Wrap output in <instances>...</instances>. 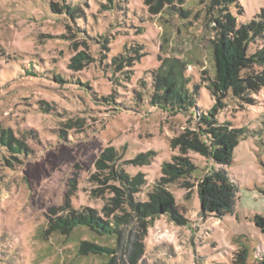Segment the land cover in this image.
<instances>
[{
    "label": "rangeland",
    "instance_id": "obj_1",
    "mask_svg": "<svg viewBox=\"0 0 264 264\" xmlns=\"http://www.w3.org/2000/svg\"><path fill=\"white\" fill-rule=\"evenodd\" d=\"M48 1L62 8V0H0V131L27 149L21 155L0 144V264H264V226L255 221L264 219V87L243 90L251 101L229 92L221 104L205 88L219 32L255 17L264 0H74L75 21ZM263 45L264 35L253 37L247 52ZM79 51L89 57L73 66ZM156 72L181 76L189 92L195 86L194 108L152 105ZM218 127L243 130L229 165L195 150L198 133L208 144L202 130ZM179 154L193 166L166 186L179 216L142 222L128 194L147 200L161 164ZM120 167L143 175L138 192L125 188ZM220 168L236 189L234 211L202 215L196 188ZM86 206L109 221L130 215L115 237L48 228L50 218ZM89 244L113 249L93 253Z\"/></svg>",
    "mask_w": 264,
    "mask_h": 264
},
{
    "label": "trees",
    "instance_id": "obj_2",
    "mask_svg": "<svg viewBox=\"0 0 264 264\" xmlns=\"http://www.w3.org/2000/svg\"><path fill=\"white\" fill-rule=\"evenodd\" d=\"M80 1L84 5L86 4V0ZM108 1L111 2V0ZM229 1L232 4L237 2V0ZM48 2L50 10L62 12L63 9L73 21L81 16L78 10L79 1L62 0L63 4L60 10L57 8V3L53 1ZM116 6L117 5H115L114 8L117 9ZM105 7L104 11L107 12H110L113 8L110 3L106 4ZM79 30L85 34L83 28L79 27ZM261 35H264V10H261L249 21L238 24L236 29L227 26L225 30L219 32L217 42H215L213 47L215 76L210 83L205 85V88L220 104L221 99L225 98L229 92L234 97L241 98L245 101H251L249 97L241 96L243 90L246 88L257 90L264 87V72L255 70V65H264V45L255 49L252 53L247 52L249 41L252 40L253 37H260ZM88 57L87 54L79 51L70 60L73 66H75L76 63L85 61ZM27 72L32 73V69L29 68ZM58 73L59 72H54V75H52L53 78L64 84L67 78L63 74ZM158 74L160 73L156 72L152 75L153 83L151 85L153 88L149 99L152 105H158L162 107V109L169 107L172 112H186L189 108H194L197 94L195 86L194 88L192 87V91L189 92L186 86L187 82L184 85L181 76L171 74L170 77H161ZM211 117V121H215L213 116ZM202 119L206 121L207 117L203 115ZM211 121L209 120L208 122L210 123ZM202 132L207 134L206 136L209 143L205 144L202 142L200 140L201 133H198L199 141L198 144L195 145V150L209 156L219 165H229L231 163L232 150L240 141L243 130L241 128H230L227 130L223 127H218L213 130L203 129ZM170 142L171 145L175 147L176 139H171ZM0 144L6 146L8 150L14 153L24 155L27 152L24 143L16 140L9 129L0 131ZM179 150L185 152L183 146H181ZM150 155L151 152L142 153L138 155L137 159H147ZM192 167V162L188 156H183L181 154L173 155L171 161L161 164V175L154 184H152V188L147 194V200H138L137 198H132L131 193L128 194L129 199L127 205L129 209L139 216L142 222L147 224L161 215L176 218L179 216V208L166 186L178 181L180 178H184L188 170ZM118 175L127 183L125 184V188L129 192H138L139 187L137 188L136 185H141L145 182H143L144 178L142 174L138 173L132 177H128V174L123 172L121 167ZM129 186H131L132 189ZM196 193L200 204L199 213L202 215L207 214L216 218H221L234 211L236 189L225 170L222 168L206 173L198 184ZM117 195H120L119 192H117ZM110 199L118 200L119 196ZM105 208H107V205H105ZM94 209L95 208L88 206L76 211L70 209L65 216L50 218L48 228L68 233L76 227H88L106 236L115 237V235L120 232L122 226L127 222L126 217L130 215V212H126L125 215L116 213L109 221L101 218ZM255 221L257 224L264 226L263 218L256 217ZM89 247L92 249L91 252L93 253H110L113 249L96 244H89ZM80 252H82V249H80Z\"/></svg>",
    "mask_w": 264,
    "mask_h": 264
}]
</instances>
